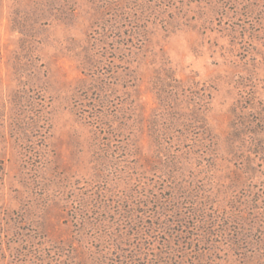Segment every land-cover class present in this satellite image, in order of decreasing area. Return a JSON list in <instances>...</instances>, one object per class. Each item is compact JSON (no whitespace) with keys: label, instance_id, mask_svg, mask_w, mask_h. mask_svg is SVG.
<instances>
[{"label":"rangeland","instance_id":"1","mask_svg":"<svg viewBox=\"0 0 264 264\" xmlns=\"http://www.w3.org/2000/svg\"><path fill=\"white\" fill-rule=\"evenodd\" d=\"M0 264H264V0H0Z\"/></svg>","mask_w":264,"mask_h":264}]
</instances>
